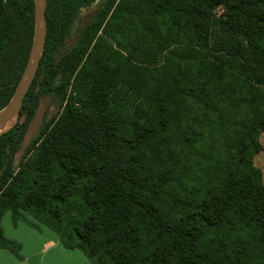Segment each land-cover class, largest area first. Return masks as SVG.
<instances>
[{
    "label": "trees",
    "instance_id": "obj_1",
    "mask_svg": "<svg viewBox=\"0 0 264 264\" xmlns=\"http://www.w3.org/2000/svg\"><path fill=\"white\" fill-rule=\"evenodd\" d=\"M47 23L0 134V247L11 213L94 264H264V0H47ZM33 35L34 0H0V110Z\"/></svg>",
    "mask_w": 264,
    "mask_h": 264
},
{
    "label": "crops",
    "instance_id": "obj_2",
    "mask_svg": "<svg viewBox=\"0 0 264 264\" xmlns=\"http://www.w3.org/2000/svg\"><path fill=\"white\" fill-rule=\"evenodd\" d=\"M263 150L255 157L264 183V132L260 136ZM4 237L20 245L19 256L0 247V264H94L78 249H68L51 229L34 227L25 222L13 223L11 213L3 216Z\"/></svg>",
    "mask_w": 264,
    "mask_h": 264
},
{
    "label": "water",
    "instance_id": "obj_3",
    "mask_svg": "<svg viewBox=\"0 0 264 264\" xmlns=\"http://www.w3.org/2000/svg\"><path fill=\"white\" fill-rule=\"evenodd\" d=\"M47 24V0H34V35L29 59L10 101L0 110V134L20 120L24 99L33 84L44 55Z\"/></svg>",
    "mask_w": 264,
    "mask_h": 264
},
{
    "label": "rangeland",
    "instance_id": "obj_4",
    "mask_svg": "<svg viewBox=\"0 0 264 264\" xmlns=\"http://www.w3.org/2000/svg\"><path fill=\"white\" fill-rule=\"evenodd\" d=\"M94 7H91L89 9H86L83 11V13L81 14V18H88L89 20L92 18V16H90L89 14L91 13V11L93 10ZM223 7H219L217 9V13L220 14L223 11ZM71 42H68L67 47L66 48H70L71 47ZM244 108H247V105H245ZM245 109H242V113L244 112ZM58 111V107L56 105V103L54 102V100L52 98L49 97H42L40 99L39 105L37 107L36 113L34 115V118L30 124L29 130L27 132L25 141L23 143V149L19 152L18 156H17V160H19L22 156V154L24 153V149L29 145V143L31 142V140L38 134L45 117H51L52 115H54L56 112ZM61 113V111H59ZM59 114V113H58ZM232 126H234V121L231 123ZM29 220H31L32 222H36L34 221V219L28 215Z\"/></svg>",
    "mask_w": 264,
    "mask_h": 264
}]
</instances>
